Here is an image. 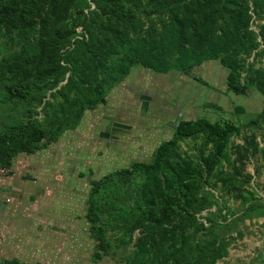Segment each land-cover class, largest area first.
<instances>
[{
  "label": "trees",
  "instance_id": "1",
  "mask_svg": "<svg viewBox=\"0 0 264 264\" xmlns=\"http://www.w3.org/2000/svg\"><path fill=\"white\" fill-rule=\"evenodd\" d=\"M255 16L264 17V0H0V164L11 168L21 152L36 153L76 129L136 65L188 74L218 59L229 70L228 90L255 87L264 96L257 65L264 25L253 29ZM253 122L264 127V108ZM241 129L229 120L180 119L149 161L93 179L86 215L93 259L118 247L127 264L226 257L243 235L239 223L264 216V201L240 178L259 151L254 136L232 145ZM188 139L196 145L190 154L181 147ZM223 193L241 200L239 215Z\"/></svg>",
  "mask_w": 264,
  "mask_h": 264
},
{
  "label": "rangeland",
  "instance_id": "2",
  "mask_svg": "<svg viewBox=\"0 0 264 264\" xmlns=\"http://www.w3.org/2000/svg\"><path fill=\"white\" fill-rule=\"evenodd\" d=\"M254 18L252 28L258 31L264 17ZM259 64L264 66V56ZM228 72L218 59L205 61L188 74L134 66L106 103L87 110L76 129L27 161L28 174L33 173L36 181L15 192L21 198L20 208L1 210L0 261L17 257L44 264H127L122 247L93 259L96 241L86 217L91 183L134 161H149L155 148L172 137L180 119L232 121L242 128L232 137V145L254 136L259 151L245 161L240 178L246 190L264 201V127L252 123L264 108V96L255 87L245 94L228 90ZM195 146L190 139L181 143L184 153L194 152ZM222 199L235 216L241 213V200L225 193ZM4 215L10 227L2 221ZM238 227L243 235L231 242L228 255L217 264H264V216L247 218Z\"/></svg>",
  "mask_w": 264,
  "mask_h": 264
},
{
  "label": "crops",
  "instance_id": "3",
  "mask_svg": "<svg viewBox=\"0 0 264 264\" xmlns=\"http://www.w3.org/2000/svg\"><path fill=\"white\" fill-rule=\"evenodd\" d=\"M40 152L41 150L38 151L39 154ZM20 154L15 157L14 163L11 166V172L5 176H0V213L1 210L3 211L6 208L8 211L12 206L17 209L20 208L22 205L21 198L15 192L22 186L36 181V176H33V173L28 174L30 169L26 168L27 161H30V158L33 157L35 153L29 154L21 152ZM34 171L36 170L34 169ZM38 171L41 173V168ZM6 192L9 195H7ZM8 197L11 198L9 202L6 200ZM5 218L6 215L3 216L2 221L5 225H8L7 227H10L9 220L7 221ZM8 230H10V228H8Z\"/></svg>",
  "mask_w": 264,
  "mask_h": 264
},
{
  "label": "built area",
  "instance_id": "4",
  "mask_svg": "<svg viewBox=\"0 0 264 264\" xmlns=\"http://www.w3.org/2000/svg\"><path fill=\"white\" fill-rule=\"evenodd\" d=\"M11 172V168L0 164V176H5ZM8 202L11 200L10 197L6 199Z\"/></svg>",
  "mask_w": 264,
  "mask_h": 264
}]
</instances>
